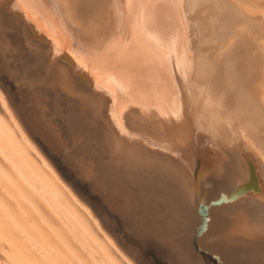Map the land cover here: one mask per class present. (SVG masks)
Instances as JSON below:
<instances>
[{"label":"bare ground","instance_id":"bare-ground-1","mask_svg":"<svg viewBox=\"0 0 264 264\" xmlns=\"http://www.w3.org/2000/svg\"><path fill=\"white\" fill-rule=\"evenodd\" d=\"M55 2L71 21L67 32L48 0L33 5L31 20L20 12L51 53L18 22L12 0H0V156L13 194L24 189L29 204H48L86 232L69 207L79 202L134 264L64 163L167 258L198 264V242L219 264H264V0H184L187 19L155 2L129 9L127 0H79L73 12ZM124 109L143 140L121 138Z\"/></svg>","mask_w":264,"mask_h":264},{"label":"rangeland","instance_id":"rangeland-1","mask_svg":"<svg viewBox=\"0 0 264 264\" xmlns=\"http://www.w3.org/2000/svg\"><path fill=\"white\" fill-rule=\"evenodd\" d=\"M2 79L9 87H14V81L5 76ZM61 166L64 175L80 192L82 202L91 208L106 233L134 264H171L159 245L141 242L126 230L119 214L109 208L97 192L75 177L67 165L61 163ZM9 177L10 166L0 156V264H130L79 202H70L69 207L86 223V232H82V228L65 213L60 215L48 204H29L24 189L15 196L9 187ZM18 196H21L22 203ZM29 209L32 213L28 212ZM100 245L112 259L104 254V250L100 252Z\"/></svg>","mask_w":264,"mask_h":264},{"label":"snow or ice","instance_id":"snow-or-ice-1","mask_svg":"<svg viewBox=\"0 0 264 264\" xmlns=\"http://www.w3.org/2000/svg\"><path fill=\"white\" fill-rule=\"evenodd\" d=\"M13 2V10L14 11H20L23 12L28 19H33L34 13H32L30 10L32 9L33 5L38 2V0H12ZM153 2L157 4H163L174 14H181L183 13L184 18L187 19V13L183 12V5H184V0H127L128 7L129 9H132L133 7H145V6H151ZM64 3L66 5V10L68 12H73L75 10H78L80 4L79 0H64ZM48 5H49V10L51 13L56 15L62 22L64 26L65 32L68 31L69 26H71V21L65 19L64 16V9L61 8V5L55 0H48ZM119 15V14H117ZM191 25L189 24V28ZM75 32V28L73 27V33ZM49 35L52 37L54 42L58 39V37L52 35L50 32ZM153 40H155V37H152ZM156 43L159 45L161 49H163V42L162 41H156ZM191 44V42H189ZM87 49L81 47L79 52L73 53L74 56H79L82 53H85ZM97 55H104V53H96ZM196 57H197V52L193 49L191 51V61H190V70L192 72H195L196 70ZM175 87L179 88V85H176ZM134 255V254H133Z\"/></svg>","mask_w":264,"mask_h":264},{"label":"water","instance_id":"water-1","mask_svg":"<svg viewBox=\"0 0 264 264\" xmlns=\"http://www.w3.org/2000/svg\"><path fill=\"white\" fill-rule=\"evenodd\" d=\"M18 17V22L23 25L26 30L29 32L30 37L33 39L34 42L39 43L40 45H43L44 47H46V49L48 48V50L53 53V48L50 46V41L43 36L39 31H37V29L34 27V25L28 21L21 13L20 11H16ZM60 55H58L57 53L55 54V57H58ZM134 107V106H133ZM127 111L128 109H124L123 111V115L122 117H120L121 121H122V125H123V130L121 132V138L125 141H138V140H143L142 137H140L138 134L134 133L131 129H129V127L127 126ZM121 124V122H120ZM147 142V141H144ZM253 181L254 178H251V180L249 182H247L244 186L239 187L236 191H234L233 193L230 194L229 198L233 199L235 197H237L239 192H243L244 190L248 189V187H252L253 186ZM219 201V204L227 201V197L225 195V193H221L219 196V199L215 200ZM206 208V206H205ZM206 218H204L203 221V225L205 224ZM193 256L196 257V261L198 262V264H219V257H216L212 254H210V252L203 247L202 245H200L198 242H195L194 244V254ZM188 257L190 258L191 255H188ZM186 260V257H182V258H175L173 256L168 257V261L171 264H184ZM197 264V263H196Z\"/></svg>","mask_w":264,"mask_h":264}]
</instances>
